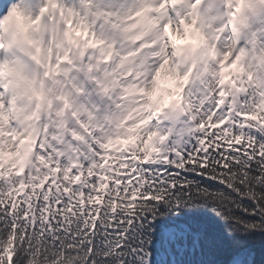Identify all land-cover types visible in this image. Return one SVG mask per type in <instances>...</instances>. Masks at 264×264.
I'll return each instance as SVG.
<instances>
[{
    "label": "clouds",
    "instance_id": "1",
    "mask_svg": "<svg viewBox=\"0 0 264 264\" xmlns=\"http://www.w3.org/2000/svg\"><path fill=\"white\" fill-rule=\"evenodd\" d=\"M262 138L264 0H0L7 264H52L44 237L23 234L34 205L44 224L58 202L65 215H115L185 153L246 154ZM139 260L151 264L149 252Z\"/></svg>",
    "mask_w": 264,
    "mask_h": 264
},
{
    "label": "snow or ice",
    "instance_id": "2",
    "mask_svg": "<svg viewBox=\"0 0 264 264\" xmlns=\"http://www.w3.org/2000/svg\"><path fill=\"white\" fill-rule=\"evenodd\" d=\"M129 197L135 200V207L107 216L91 209L83 216L78 212L75 216L65 215L64 203L58 202V214L49 216L47 224L40 219L47 209L34 205L37 219L23 234L44 237L37 247L41 259L47 255L52 264L59 259V253L71 264H129V257L134 264H140L145 250L151 256V264H165L156 257L166 253L169 245L205 239L207 221L193 222L182 210L175 220L162 213L178 204H195L212 213L217 239L231 238L236 252L230 264H256L249 241L257 234L252 225H264V147L257 143L246 154L243 149L224 153L223 148L185 153L183 161L154 174V183L146 195L136 198L130 192ZM25 218H30L27 211ZM13 227L16 225L7 212L0 211V236L10 233ZM153 236L155 241L149 247L146 238ZM29 251L34 252L35 248L29 245ZM0 264H7L3 246ZM13 264L17 262L14 260Z\"/></svg>",
    "mask_w": 264,
    "mask_h": 264
},
{
    "label": "trees",
    "instance_id": "3",
    "mask_svg": "<svg viewBox=\"0 0 264 264\" xmlns=\"http://www.w3.org/2000/svg\"><path fill=\"white\" fill-rule=\"evenodd\" d=\"M183 215L191 221L201 223L207 221L206 238L198 241L184 240L169 245L167 252L156 257L157 261L165 264H230L231 257L236 252L231 238L219 240L215 236L216 227L212 224V213L207 209L192 212H184ZM179 219V217L173 218ZM227 237V229H225ZM255 238L249 241L256 264H264V234H255ZM162 244L163 241H157Z\"/></svg>",
    "mask_w": 264,
    "mask_h": 264
}]
</instances>
